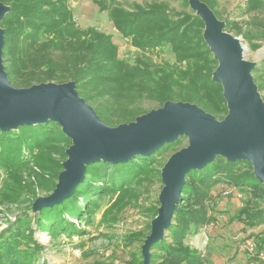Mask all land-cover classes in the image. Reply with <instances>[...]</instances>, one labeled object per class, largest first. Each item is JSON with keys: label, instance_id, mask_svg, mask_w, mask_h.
Returning <instances> with one entry per match:
<instances>
[{"label": "trees", "instance_id": "obj_1", "mask_svg": "<svg viewBox=\"0 0 264 264\" xmlns=\"http://www.w3.org/2000/svg\"><path fill=\"white\" fill-rule=\"evenodd\" d=\"M11 5L1 20L5 28L4 68L15 86L28 87L43 81H76L81 96L91 103L107 124L117 125L147 113L143 103L162 107L167 101H187L221 117L227 111L222 85L212 79L217 60L202 36L203 20L195 12H173L158 2L127 9L107 0H93L108 11L114 27L131 40L140 52L135 61L120 59L112 36L96 26L83 28L74 18L70 0H0ZM186 0V4H188ZM212 7L211 0H206ZM258 8L262 0H250ZM169 48L175 62H156L151 54ZM264 67H255L258 71ZM183 138L165 144L153 154L137 155L127 162L99 160L86 166L85 176L73 193L61 203L45 206L35 218L37 229L47 231L52 241L62 233L83 236L102 208L105 195L118 192L109 207L123 209L137 196L133 185L141 184L158 172L156 157ZM71 139L60 124L52 120L23 125L3 131L0 128V197L19 201L24 189L32 187L28 176H36L38 185L52 190L63 169ZM248 165V169L244 168ZM250 166V167H249ZM38 169V170H37ZM248 160L232 161L217 156L204 168L190 171L182 188L181 202L168 228V237L152 244L151 264H204L199 250L185 242L212 221V189L221 182L247 187L264 196V184L252 172ZM97 182H101L100 184ZM248 210V213L246 212ZM153 217L158 207L151 206ZM104 212V219L106 217ZM246 214L248 225L264 223V209L250 212L246 205L238 219ZM84 220L77 225L68 216ZM32 217L24 214L0 233V264H38L46 246L35 238ZM151 231L133 232L130 242L141 241ZM260 238V239H259ZM257 250H264V236L255 239ZM259 260L258 255L254 256ZM135 255L133 254V259ZM139 264L142 262L138 261ZM41 264H49L43 257Z\"/></svg>", "mask_w": 264, "mask_h": 264}, {"label": "water", "instance_id": "obj_2", "mask_svg": "<svg viewBox=\"0 0 264 264\" xmlns=\"http://www.w3.org/2000/svg\"><path fill=\"white\" fill-rule=\"evenodd\" d=\"M191 5L204 20L206 42L219 60L218 80L223 83L231 104L224 121H218L196 105L167 101L163 107L139 116L137 124L109 128L79 96L76 82L16 89L4 71V38L0 29V128L8 131L53 120L74 140L58 187L45 205L69 197L91 163L127 162L137 155L149 156L180 137L189 139V146L173 155L163 169L162 205L153 221L146 253L173 223L190 171L204 168L217 156H225L232 161L252 162L257 178L264 183V102L258 97L254 83L253 69L257 64L247 62L248 48L242 39L224 31V25L211 10L199 0H191ZM7 10L0 5V21Z\"/></svg>", "mask_w": 264, "mask_h": 264}, {"label": "rangeland", "instance_id": "obj_3", "mask_svg": "<svg viewBox=\"0 0 264 264\" xmlns=\"http://www.w3.org/2000/svg\"><path fill=\"white\" fill-rule=\"evenodd\" d=\"M107 1L108 3L119 4L127 9H130L136 4L144 6L158 2L165 4L166 7L173 12L194 11L192 9L191 0L187 1L188 4H186V0ZM199 1L211 10L220 23L224 25V31L233 37H239L242 39L244 45L248 48V51L245 54L247 62L250 64H257L255 67L261 66L264 60V0H262L263 4L255 9L250 8L249 4L252 3L250 0H211L214 4L212 7L206 0ZM69 4L73 10L75 21L79 26L83 28L96 26L107 34H110L113 42L117 46L118 57L132 63L135 61L137 55L140 54L139 50L132 45L129 38L122 36L121 33L117 31L108 11L100 10L99 5L93 0H70ZM0 5L8 8L6 14L11 9V5L6 4L3 1H0ZM203 23L204 27L202 28V36L206 41L204 20ZM0 29L3 31L5 44V28L1 25V21ZM211 52L213 53V57L217 60L216 67L211 76L214 81H218L222 85V92L226 99L227 111L223 113L221 117H217L212 114V112L205 110L196 103L180 100L170 101L196 105L208 114H211L218 121H224L231 111V104L225 96L223 83L218 80L219 60L217 59L216 53L212 50ZM151 56L158 63L168 61L173 64L175 62L172 52L167 47L161 48L157 52H153ZM2 59L4 66L3 53ZM4 71L8 76V72L5 68ZM253 77L258 97L264 102V67L260 68L258 71H253ZM69 82L76 81L68 80L57 82L55 80H49L28 87L12 85L16 89H30L33 86H39L41 84L53 83L56 85H64ZM76 90L79 96L95 110L94 106L80 95L77 88ZM143 106L149 109L148 112L161 108L156 107L154 103L146 101L143 103ZM97 116L100 121L109 128H116L124 124H137V119L139 117L137 116L134 120L129 122L110 125L105 123L98 114ZM61 128L63 131L62 126ZM182 138L183 140L179 146L176 145V147L168 148L163 154L156 157L158 161L155 163V168L158 171L160 170V173H151L141 184L133 185L134 187L132 189H135L137 196L135 198L132 197L130 203H128L123 209H118L117 207L113 209L109 208L117 200L118 192L105 195L102 208L96 213L93 224L87 226L85 235H73L69 237L65 233H62L56 241H52L51 236L47 231L37 229L35 218L42 207L47 206L45 205L47 198L52 196L58 187L60 175L65 170L64 164L69 158L68 150L74 144V140L70 138L71 144L66 149L67 156L62 162L63 169L57 177V183L54 189L46 191V188H42L38 185V179L36 176H28L25 173L24 176L26 181H32L33 185L30 188L26 187L24 189L19 201H7L0 197V233L4 232V230H6L10 224L14 223L19 216L27 214L32 217L31 226L35 229V238L46 246L42 253L43 257L49 261V264H139L138 261L142 262V264H147V259H149L148 264H151L152 250L150 248L149 253H146V243L152 233L153 221L158 214L153 217L152 212L148 210L151 206H156L158 207L159 213V208L162 205L160 195L165 186L162 175L163 169L173 155L189 146V139L187 137ZM251 164L253 168L252 172L255 174L253 163L251 162ZM247 167L248 165L244 168ZM247 170L249 169L247 168ZM5 179L6 177H1L0 187L5 182ZM97 183L100 184L101 182ZM240 186H236L229 182H221L216 185L212 189V204L214 205H210V213L212 214V217L217 218V220L202 227L200 231L194 235L190 234L185 238V242L190 244L193 248H197L201 257L206 259L204 264L264 263V261L260 259L257 260V258L254 257L257 254L251 252L248 247L249 243H254L255 247H257L255 239L260 235L264 236V223L255 226L248 225L244 222L247 216L246 214H243V217L240 218V220L238 219V215L246 205L249 207L250 212H255V210L259 208L264 209V196L255 195L251 189L246 186ZM226 188H231L235 192L241 193L242 196H224L223 193ZM105 210L107 214L104 219ZM246 212L248 213V210ZM68 217L79 226L84 223V220L82 221L71 216ZM150 221L151 231L145 238L144 243L138 240L133 243L130 242L129 237L133 235V232L144 230ZM167 230H165L164 236L159 240L169 236ZM133 254L135 255L134 259ZM43 257L38 264L43 262Z\"/></svg>", "mask_w": 264, "mask_h": 264}, {"label": "built area", "instance_id": "obj_4", "mask_svg": "<svg viewBox=\"0 0 264 264\" xmlns=\"http://www.w3.org/2000/svg\"><path fill=\"white\" fill-rule=\"evenodd\" d=\"M224 196H231V195H236L237 197H241L242 194L241 193H238V192H235L233 189L231 188H226L224 190ZM249 249L251 252H254L255 254L258 255L259 259L264 261V250H257V248L255 247V244L254 243H249ZM254 264V262H253ZM261 264H264V263H261Z\"/></svg>", "mask_w": 264, "mask_h": 264}]
</instances>
